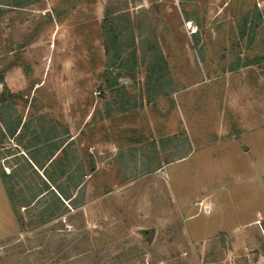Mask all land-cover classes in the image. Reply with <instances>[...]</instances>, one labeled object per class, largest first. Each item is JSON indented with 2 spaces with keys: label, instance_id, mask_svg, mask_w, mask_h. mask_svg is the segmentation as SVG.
Here are the masks:
<instances>
[{
  "label": "rangeland",
  "instance_id": "rangeland-1",
  "mask_svg": "<svg viewBox=\"0 0 264 264\" xmlns=\"http://www.w3.org/2000/svg\"><path fill=\"white\" fill-rule=\"evenodd\" d=\"M19 122L0 264H264V0H0Z\"/></svg>",
  "mask_w": 264,
  "mask_h": 264
},
{
  "label": "trees",
  "instance_id": "trees-1",
  "mask_svg": "<svg viewBox=\"0 0 264 264\" xmlns=\"http://www.w3.org/2000/svg\"><path fill=\"white\" fill-rule=\"evenodd\" d=\"M116 41V39H115ZM113 46V48H115V42L112 43L111 47ZM106 49L107 51H109L110 49V46L109 44H106ZM158 70H161V68H157L155 71H158ZM20 123L19 122L14 128H11V126H9L10 124L7 125V130H3V129H0V135H1V139H0V142L4 141V139L6 138H14V137H17L19 134H18V130H19V127H20ZM25 126V125H24ZM5 175V174H3ZM6 176V175H5Z\"/></svg>",
  "mask_w": 264,
  "mask_h": 264
}]
</instances>
